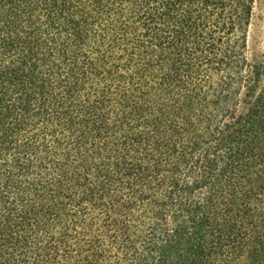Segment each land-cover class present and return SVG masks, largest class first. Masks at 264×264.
<instances>
[{"label":"trees","instance_id":"trees-1","mask_svg":"<svg viewBox=\"0 0 264 264\" xmlns=\"http://www.w3.org/2000/svg\"><path fill=\"white\" fill-rule=\"evenodd\" d=\"M255 0H0V264H264Z\"/></svg>","mask_w":264,"mask_h":264},{"label":"rangeland","instance_id":"rangeland-1","mask_svg":"<svg viewBox=\"0 0 264 264\" xmlns=\"http://www.w3.org/2000/svg\"><path fill=\"white\" fill-rule=\"evenodd\" d=\"M264 53V0H255L254 15L249 31V54L252 58Z\"/></svg>","mask_w":264,"mask_h":264}]
</instances>
